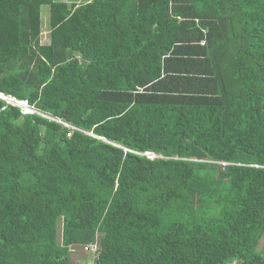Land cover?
I'll return each instance as SVG.
<instances>
[{"label":"trees","instance_id":"obj_1","mask_svg":"<svg viewBox=\"0 0 264 264\" xmlns=\"http://www.w3.org/2000/svg\"><path fill=\"white\" fill-rule=\"evenodd\" d=\"M0 93V264H264V0H0Z\"/></svg>","mask_w":264,"mask_h":264},{"label":"rangeland","instance_id":"obj_2","mask_svg":"<svg viewBox=\"0 0 264 264\" xmlns=\"http://www.w3.org/2000/svg\"><path fill=\"white\" fill-rule=\"evenodd\" d=\"M48 17H49V6L43 5L42 6V22H43L42 34L44 36L43 40H46L47 39V36H48V33H49V22H48V19L49 18ZM263 241H264V239H261L260 244H259V249L262 250V251L264 250ZM73 252H74L73 259H75L74 261H76V258L78 256L87 257V255H88V254L86 255L85 253H84V255H82L83 252H82V250H80V248L79 249H74Z\"/></svg>","mask_w":264,"mask_h":264},{"label":"clouds","instance_id":"obj_3","mask_svg":"<svg viewBox=\"0 0 264 264\" xmlns=\"http://www.w3.org/2000/svg\"><path fill=\"white\" fill-rule=\"evenodd\" d=\"M0 98L3 99V100H6V101L9 102V103H11L10 101H14V103H11V104H13V105L19 107V108L21 109V111H22L23 114H27V113L35 114V113H38L37 109L34 108L33 106H31L27 101H19V100L15 99V98L5 96L3 93H2V94L0 93ZM62 124H63L64 126H67V125H65V124H68V123H65V124H64V123L62 122ZM73 126H75V125H73ZM67 127H71V125L68 124ZM76 127H77V126H76ZM75 130H76V131H82V130H77V129H75Z\"/></svg>","mask_w":264,"mask_h":264},{"label":"built area","instance_id":"obj_4","mask_svg":"<svg viewBox=\"0 0 264 264\" xmlns=\"http://www.w3.org/2000/svg\"><path fill=\"white\" fill-rule=\"evenodd\" d=\"M11 103H14V101H10ZM64 123V122H63ZM65 124V123H64ZM65 125H67L68 126V124H65ZM71 128L72 129H77V130H81L80 128H78V127H76V126H73V125H71ZM67 136H70V133H67ZM220 163V162H219ZM225 165V163H222V166H224ZM95 245L96 244H90V246L89 245H84V251H87V252H89L90 250H88V247H92V250H95ZM96 251V250H95ZM94 251V252H95ZM93 264H95V263H93Z\"/></svg>","mask_w":264,"mask_h":264}]
</instances>
